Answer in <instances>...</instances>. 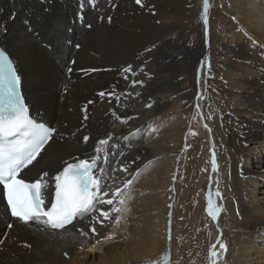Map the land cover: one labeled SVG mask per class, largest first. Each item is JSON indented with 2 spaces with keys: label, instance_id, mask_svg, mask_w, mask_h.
<instances>
[{
  "label": "bare ground",
  "instance_id": "6f19581e",
  "mask_svg": "<svg viewBox=\"0 0 264 264\" xmlns=\"http://www.w3.org/2000/svg\"><path fill=\"white\" fill-rule=\"evenodd\" d=\"M112 1L113 6L98 21L101 17L82 0H0V46L14 62L29 112L54 128L22 175L35 180L48 173L47 202L54 192L55 175L63 165L77 159L99 156L96 171L103 169V192L123 188L126 181H132L123 189L126 210L120 214L119 223L96 224L94 236L89 216L78 217L73 225L60 230L35 221L22 224L7 214L0 188V264H171L175 258L170 246L172 229L168 231L169 207L161 206L159 213H153L159 208V195L148 189L163 187L156 180L162 169L152 171L146 181L136 180L154 158L142 145V133L152 117L165 108V94L179 91L174 76L176 62L187 58L195 68L204 67L206 57L203 61L199 57L210 53L212 31L209 25L207 33L202 32L201 45L188 50L182 42V27L165 20L164 0H155L156 8L144 5L143 0L141 5L136 0ZM199 2L204 12L203 0ZM239 3L241 10L247 7L240 20L264 43V0ZM80 6L89 27L82 20L75 21L76 7ZM227 33L233 36L231 31ZM172 43L177 47L167 50ZM220 46L227 61L245 55L231 43L221 42ZM163 48L166 50L159 51ZM150 49L151 60H140ZM129 67L131 71L125 72ZM260 70L258 76L245 70L238 76L232 70L226 74L229 84L241 94H234L232 100L244 111L222 138L229 152L225 187L231 199H223L222 214L216 225L210 221L209 236L212 241L218 232L223 233L225 261L230 264H264V195L258 198L249 187L258 186L257 177L264 179V168H241L243 178L239 182L240 171L230 154L243 156L245 163L251 157L264 161V63ZM133 93L136 100L131 97ZM202 120L207 123L204 116ZM101 140L107 143L99 145ZM170 170L172 179L174 168ZM260 192L264 194V189ZM158 215L157 223L154 217ZM79 230L89 234L82 236ZM165 254L166 262L162 260ZM216 261L222 264L220 257Z\"/></svg>",
  "mask_w": 264,
  "mask_h": 264
},
{
  "label": "rangeland",
  "instance_id": "374dc122",
  "mask_svg": "<svg viewBox=\"0 0 264 264\" xmlns=\"http://www.w3.org/2000/svg\"><path fill=\"white\" fill-rule=\"evenodd\" d=\"M82 1L89 3L93 13L98 17L103 16L105 10L113 6L112 0ZM143 1L144 5L156 8L155 0ZM164 1L165 20L182 27V42L187 45L188 50L201 45L202 32L207 33L209 25L210 33L212 31L210 36L212 47L208 55L203 54L199 57L202 61L206 57L202 69L195 68L196 64L191 65L187 58L176 62L177 70L174 76L179 91L176 94L174 92L165 94V108L152 117L142 133V145L154 155V158L144 170L138 173L136 180L146 181L151 177L152 171L154 173L158 167L162 169L156 174V180L158 185L163 187L148 189L159 195V208H156L153 213H159L161 206L169 207L168 231L172 229L171 239L173 240L170 246L173 251L172 256L175 257L172 258L171 264H210L209 249L216 244L215 250L218 251L217 238L222 243L224 239L221 231L218 232L215 240L211 241L209 236L210 221L216 225L218 216L215 221L208 216L207 196L211 193L215 206L220 208L222 214L223 199H231L225 187L227 175L225 159L229 152L226 151L222 138L236 122L238 123L244 111L240 104L232 100L234 94H241L238 89L229 84L226 74L227 70H232L238 76L242 70H245L246 73L251 72V75L258 76L261 65L264 63V43L256 37L257 34L253 28L249 29L246 23L240 20L243 16L242 11L247 8L244 6V10H241L240 0H212L209 5L210 15L207 16V24H205L204 12L199 7V0ZM76 8L75 21L82 20L88 26L89 22L84 20L83 8L81 6ZM101 19L102 17L98 18V21ZM70 20L74 22L73 16ZM228 31H231L233 36H229ZM156 39L154 38L153 41ZM221 42L231 43V47L234 48H241L245 55L238 54L230 61L225 60ZM176 47L172 43L167 50ZM161 50L166 49L159 51ZM151 51L153 50L145 52L140 60H151ZM199 78L200 84H198ZM134 86L141 87L138 84ZM131 97L136 100L137 94L133 93ZM201 115L205 117L206 124L202 123ZM230 154L233 156L235 169L240 171L237 175L239 182L243 178L241 168L247 167L252 171H260L264 168V161L259 162L255 157H251L250 161L245 163L246 158L243 156ZM213 155L217 165L215 172L212 170ZM172 168H174V174L171 179L169 173ZM257 181L258 186L250 184L249 187L253 188V194L257 193L259 198L264 195L259 193L260 189H264V179L257 177ZM217 192L220 193L219 196L216 195ZM154 218L158 223L159 215ZM238 218L241 219L240 216ZM240 238L243 239L244 235L241 234ZM252 240L255 245L258 244L257 239ZM259 242V245H262V241ZM225 258L226 252L220 256L221 263L230 264L228 260L225 261ZM218 263L215 259V264Z\"/></svg>",
  "mask_w": 264,
  "mask_h": 264
},
{
  "label": "snow or ice",
  "instance_id": "6c2138e0",
  "mask_svg": "<svg viewBox=\"0 0 264 264\" xmlns=\"http://www.w3.org/2000/svg\"><path fill=\"white\" fill-rule=\"evenodd\" d=\"M136 3L141 5V0H136ZM203 8L205 24H207L208 0H203ZM124 71H131V68H126ZM100 95L103 96L104 93ZM21 134L23 139L15 141L9 139ZM48 138L47 130L35 125L29 119L28 108L20 95V78L12 62L3 52H0V185L3 187V196L11 216L22 224L27 225L35 221L53 230L66 229L67 226L73 225L76 218L89 216L91 218L90 233L93 236L98 232L96 224L103 225L105 221L113 220L119 223L120 214L126 210L123 207L125 204L123 189L128 188L132 181H126L123 188L116 187L111 192H103L101 187L103 169L96 171L99 156L66 163L62 171L54 177L55 191L50 201L51 206L45 207L46 189L49 187L45 177L48 173L40 174L39 178L32 182H26L20 174L36 160ZM88 139L84 137L85 141ZM105 143L107 141L101 140L99 145ZM99 145L96 148L97 153L101 151ZM216 169L213 155L212 170L215 172ZM216 195L219 196L220 193L217 192ZM108 196L111 198H105ZM207 201L206 212L215 221L220 208L215 206L211 193L207 196ZM79 232L82 236L89 234L84 230ZM217 244L219 252L215 250L216 244L209 249V259L212 264H215V259L227 251L226 245L219 238H217ZM162 260L166 262L168 255L165 254Z\"/></svg>",
  "mask_w": 264,
  "mask_h": 264
},
{
  "label": "water",
  "instance_id": "95a60500",
  "mask_svg": "<svg viewBox=\"0 0 264 264\" xmlns=\"http://www.w3.org/2000/svg\"><path fill=\"white\" fill-rule=\"evenodd\" d=\"M6 209V208H5Z\"/></svg>",
  "mask_w": 264,
  "mask_h": 264
}]
</instances>
